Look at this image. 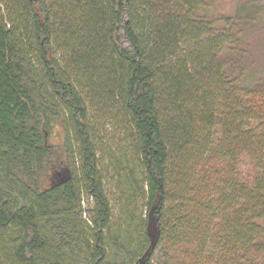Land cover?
<instances>
[{
  "label": "trees",
  "instance_id": "trees-1",
  "mask_svg": "<svg viewBox=\"0 0 264 264\" xmlns=\"http://www.w3.org/2000/svg\"><path fill=\"white\" fill-rule=\"evenodd\" d=\"M263 5L218 28L205 0H0V264H264V79L239 37Z\"/></svg>",
  "mask_w": 264,
  "mask_h": 264
},
{
  "label": "rangeland",
  "instance_id": "rangeland-1",
  "mask_svg": "<svg viewBox=\"0 0 264 264\" xmlns=\"http://www.w3.org/2000/svg\"><path fill=\"white\" fill-rule=\"evenodd\" d=\"M251 0H205V6L200 11L204 19L215 22L216 27H223V20L235 16L239 7H242ZM221 22V23H220ZM240 28L239 37L244 44L241 49L244 52L242 65L245 72L248 74L246 84L248 85L253 80L264 79V5L259 8L258 13L253 15L248 25H243ZM106 125L98 127L99 141L101 140L106 147L114 148L115 151L122 141V130L116 128V124L112 120L106 121ZM62 131L60 127H55L52 133L48 136L49 144L60 146L62 143ZM66 167L64 160H61L54 167L50 168L48 184L51 181H56L55 174L61 172V169ZM240 175L243 180L249 181L255 174V169L247 158H243L239 165ZM107 175H111V172ZM106 178V188L112 202V208L118 210V205L115 203L117 195L114 191V184Z\"/></svg>",
  "mask_w": 264,
  "mask_h": 264
},
{
  "label": "water",
  "instance_id": "water-1",
  "mask_svg": "<svg viewBox=\"0 0 264 264\" xmlns=\"http://www.w3.org/2000/svg\"><path fill=\"white\" fill-rule=\"evenodd\" d=\"M149 237L151 239V248H150V250H153L155 242L157 241V237H158V233H157V230H156V224L155 223L152 224V226H151V231L149 233Z\"/></svg>",
  "mask_w": 264,
  "mask_h": 264
}]
</instances>
